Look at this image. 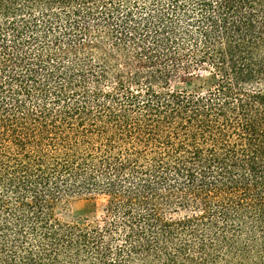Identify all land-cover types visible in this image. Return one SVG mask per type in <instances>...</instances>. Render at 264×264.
<instances>
[{
	"label": "trees",
	"instance_id": "trees-1",
	"mask_svg": "<svg viewBox=\"0 0 264 264\" xmlns=\"http://www.w3.org/2000/svg\"><path fill=\"white\" fill-rule=\"evenodd\" d=\"M0 264H264V0H0Z\"/></svg>",
	"mask_w": 264,
	"mask_h": 264
},
{
	"label": "rangeland",
	"instance_id": "rangeland-1",
	"mask_svg": "<svg viewBox=\"0 0 264 264\" xmlns=\"http://www.w3.org/2000/svg\"><path fill=\"white\" fill-rule=\"evenodd\" d=\"M215 83V77L209 71L191 75L181 72L171 80L173 90L192 92L205 91ZM106 198L104 196L70 197L57 207L56 216L70 224H103L106 218Z\"/></svg>",
	"mask_w": 264,
	"mask_h": 264
}]
</instances>
